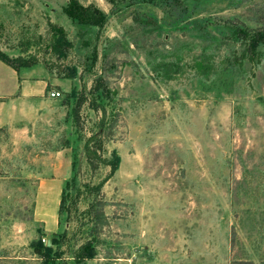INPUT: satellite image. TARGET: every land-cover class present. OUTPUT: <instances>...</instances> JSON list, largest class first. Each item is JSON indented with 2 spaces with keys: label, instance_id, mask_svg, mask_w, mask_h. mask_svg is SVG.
Returning a JSON list of instances; mask_svg holds the SVG:
<instances>
[{
  "label": "rangeland",
  "instance_id": "374dc122",
  "mask_svg": "<svg viewBox=\"0 0 264 264\" xmlns=\"http://www.w3.org/2000/svg\"><path fill=\"white\" fill-rule=\"evenodd\" d=\"M252 33L264 0H0V49L39 90L11 88L0 61V264H43L37 243L56 264H264V39L257 62L240 58Z\"/></svg>",
  "mask_w": 264,
  "mask_h": 264
},
{
  "label": "trees",
  "instance_id": "16d2710c",
  "mask_svg": "<svg viewBox=\"0 0 264 264\" xmlns=\"http://www.w3.org/2000/svg\"><path fill=\"white\" fill-rule=\"evenodd\" d=\"M141 1H147V2H152L154 0H141ZM161 2L167 3L174 5L177 1L179 0H160ZM67 12L68 14L76 19L79 22H85V21H91L92 23L98 24L97 19V11L94 10V12L91 10L90 13H83V11H76L72 10L69 7H67ZM140 19V18H139ZM143 19V18H141ZM152 18H144V20H147L146 23H154V20H148ZM138 20V18H137ZM142 21V20H138ZM247 36H244L243 40L244 42V47L241 51L240 58L241 60H246L248 62H257L258 61V45L263 41V35L261 33H256V34H245ZM69 40L67 39V35L65 30L56 25H51V38L49 42V46L51 48V51L56 54L57 57L63 56L67 46H69ZM240 60V61H241ZM0 61L5 63L6 65L10 66L13 68L16 72L19 71L21 67H28L31 65L27 60H24L21 57H12L3 50L0 49ZM242 62V61H241ZM199 63V62H198ZM200 66V63H199ZM82 102L77 103L76 106H74V122L75 125L77 124V119H78V111L79 107ZM88 164L93 163V158L91 155L86 156ZM75 168V159L72 161V170ZM63 191L60 199V204L63 201ZM34 247L37 249L36 252L39 254V256L43 259V264H56V260L58 259L59 256L56 254V251H53L52 248L49 246H45L42 243H37L34 245ZM86 247V246H85ZM85 247L81 248L80 252H76L74 254V258H78L81 260H84V258H87L89 253L87 252V249ZM91 247V246H90Z\"/></svg>",
  "mask_w": 264,
  "mask_h": 264
},
{
  "label": "crops",
  "instance_id": "0c3cea01",
  "mask_svg": "<svg viewBox=\"0 0 264 264\" xmlns=\"http://www.w3.org/2000/svg\"><path fill=\"white\" fill-rule=\"evenodd\" d=\"M15 71V70H14ZM16 72V71H15ZM18 74V72H16V75ZM17 78H15V83H11V88L13 87H17L19 91L22 92L23 95H25V97L28 96H32L35 94L39 93V90H37L35 88V85H30V84H25V79L24 80H20L18 79V75L16 76ZM22 95V96H23Z\"/></svg>",
  "mask_w": 264,
  "mask_h": 264
},
{
  "label": "built area",
  "instance_id": "2783aa9c",
  "mask_svg": "<svg viewBox=\"0 0 264 264\" xmlns=\"http://www.w3.org/2000/svg\"><path fill=\"white\" fill-rule=\"evenodd\" d=\"M50 96H52V97L59 96V92L58 91H51Z\"/></svg>",
  "mask_w": 264,
  "mask_h": 264
}]
</instances>
